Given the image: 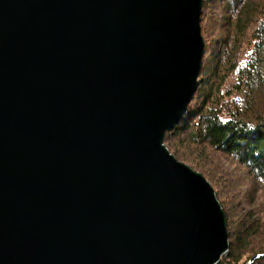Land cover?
Here are the masks:
<instances>
[{
	"label": "water",
	"instance_id": "obj_1",
	"mask_svg": "<svg viewBox=\"0 0 264 264\" xmlns=\"http://www.w3.org/2000/svg\"><path fill=\"white\" fill-rule=\"evenodd\" d=\"M203 0H0V264H217L224 210L164 135Z\"/></svg>",
	"mask_w": 264,
	"mask_h": 264
},
{
	"label": "trees",
	"instance_id": "obj_2",
	"mask_svg": "<svg viewBox=\"0 0 264 264\" xmlns=\"http://www.w3.org/2000/svg\"><path fill=\"white\" fill-rule=\"evenodd\" d=\"M202 6L198 88L164 144L179 161L221 183L216 193L229 249L217 264H264V208L251 197L264 187V0H203ZM218 153L250 178L253 188L235 191L240 202L227 190L234 185L216 163Z\"/></svg>",
	"mask_w": 264,
	"mask_h": 264
},
{
	"label": "rangeland",
	"instance_id": "obj_3",
	"mask_svg": "<svg viewBox=\"0 0 264 264\" xmlns=\"http://www.w3.org/2000/svg\"><path fill=\"white\" fill-rule=\"evenodd\" d=\"M202 9H203V6H202ZM201 14H202V11H201ZM201 16L202 15H200V27H201ZM202 34V33H201ZM202 37H203V35H202ZM203 39H204V37H203ZM204 42H205V40H204ZM204 49H205V47H204ZM203 58H204V56H203ZM202 62H203V59H202ZM215 160H216V163H218L224 170H225V175L228 177V179L231 177V179H232V181H233V185H234V187H233V185H232V191H231V189L230 188H227V190L229 191V192H234L235 193V191L237 192V193H239V192H244V191H247L248 189H250V188H253V185H251L252 183H251V181H250V178H249V176L247 175V173L245 172V169L241 166V165H239V164H237V163H234V162H231V161H229V160H227V159H225L224 157H222L221 155H220V153H218V154H216V158H215ZM183 162V161H182ZM185 163V162H184ZM187 164V163H186ZM189 165V164H188ZM190 166V165H189ZM197 171V170H196ZM200 172V171H199ZM202 173V172H201ZM203 174V173H202ZM204 175V174H203ZM205 176V175H204ZM226 177V178H227ZM206 178V177H205ZM207 179V178H206ZM210 183H211V185L213 186V188H214V190H215V193H216V188L218 189V190H220L221 191V183H219L217 180H216V183H215V181L213 182L214 183V185H213V183L209 180V179H207ZM225 181V180H224ZM224 187V186H223ZM226 191V190H225ZM235 195H236V193H235ZM216 196H217V193H216ZM254 197V200H255V203L256 204H260V205H262V208H264V187L262 188V189H260V190H258L256 193H252L251 194V197ZM230 198V197H229ZM217 199L219 200V202H220V204H221V206H222V203H221V201H220V199H219V197L217 196ZM231 199V198H230ZM242 198L241 197H239L238 195H236V201H238V202H240V200H241ZM227 201H228V199H227ZM222 208H223V206H222ZM224 210V209H223ZM224 213H225V211H224ZM226 217V216H225ZM227 232H228V230H227ZM229 239V238H228Z\"/></svg>",
	"mask_w": 264,
	"mask_h": 264
}]
</instances>
